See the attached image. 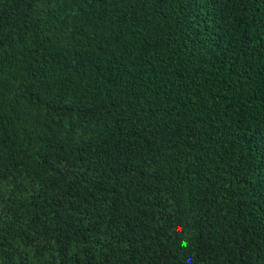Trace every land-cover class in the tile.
<instances>
[{"label":"trees","instance_id":"1","mask_svg":"<svg viewBox=\"0 0 264 264\" xmlns=\"http://www.w3.org/2000/svg\"><path fill=\"white\" fill-rule=\"evenodd\" d=\"M0 264H264V0H0Z\"/></svg>","mask_w":264,"mask_h":264}]
</instances>
